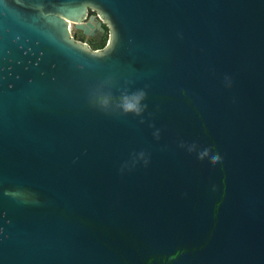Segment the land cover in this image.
<instances>
[{"label":"water","instance_id":"1","mask_svg":"<svg viewBox=\"0 0 264 264\" xmlns=\"http://www.w3.org/2000/svg\"><path fill=\"white\" fill-rule=\"evenodd\" d=\"M0 264H264V0H0Z\"/></svg>","mask_w":264,"mask_h":264},{"label":"rangeland","instance_id":"2","mask_svg":"<svg viewBox=\"0 0 264 264\" xmlns=\"http://www.w3.org/2000/svg\"><path fill=\"white\" fill-rule=\"evenodd\" d=\"M71 34L75 38V40L87 43L93 51L102 50L103 47L107 46L109 37L103 40L102 43L95 42L92 38L86 37L81 31H78L76 27H72Z\"/></svg>","mask_w":264,"mask_h":264},{"label":"flooded vegetation","instance_id":"3","mask_svg":"<svg viewBox=\"0 0 264 264\" xmlns=\"http://www.w3.org/2000/svg\"><path fill=\"white\" fill-rule=\"evenodd\" d=\"M90 15H92V13H90ZM72 27H75L74 25H72ZM72 27H71V29H72ZM104 28H105V30H106V34H105V36L103 37V39H102V42H103V40H105L106 38H108L109 37V30H108V28L106 27V26H104ZM95 42H97L96 40H95V38H92ZM101 42V43H102ZM83 43V42H82ZM87 44V43H86ZM88 45V44H87ZM90 47V46H89ZM91 48V47H90Z\"/></svg>","mask_w":264,"mask_h":264},{"label":"bare ground","instance_id":"4","mask_svg":"<svg viewBox=\"0 0 264 264\" xmlns=\"http://www.w3.org/2000/svg\"><path fill=\"white\" fill-rule=\"evenodd\" d=\"M72 25H74L76 27V25L74 23H70V29H71Z\"/></svg>","mask_w":264,"mask_h":264},{"label":"clouds","instance_id":"5","mask_svg":"<svg viewBox=\"0 0 264 264\" xmlns=\"http://www.w3.org/2000/svg\"><path fill=\"white\" fill-rule=\"evenodd\" d=\"M128 107H131L130 105Z\"/></svg>","mask_w":264,"mask_h":264},{"label":"trees","instance_id":"6","mask_svg":"<svg viewBox=\"0 0 264 264\" xmlns=\"http://www.w3.org/2000/svg\"><path fill=\"white\" fill-rule=\"evenodd\" d=\"M105 48V46L103 47V49Z\"/></svg>","mask_w":264,"mask_h":264}]
</instances>
